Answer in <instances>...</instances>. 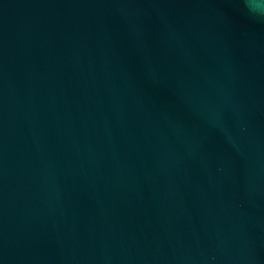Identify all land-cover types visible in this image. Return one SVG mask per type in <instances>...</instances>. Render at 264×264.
Masks as SVG:
<instances>
[{
    "label": "water",
    "instance_id": "1",
    "mask_svg": "<svg viewBox=\"0 0 264 264\" xmlns=\"http://www.w3.org/2000/svg\"><path fill=\"white\" fill-rule=\"evenodd\" d=\"M0 264H264V0H0Z\"/></svg>",
    "mask_w": 264,
    "mask_h": 264
}]
</instances>
